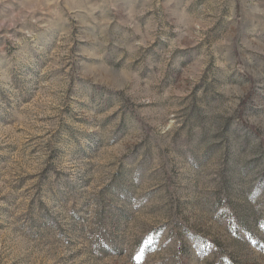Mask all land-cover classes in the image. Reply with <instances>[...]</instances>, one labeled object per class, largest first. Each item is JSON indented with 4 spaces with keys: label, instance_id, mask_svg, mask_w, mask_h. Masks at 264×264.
<instances>
[{
    "label": "rangeland",
    "instance_id": "1",
    "mask_svg": "<svg viewBox=\"0 0 264 264\" xmlns=\"http://www.w3.org/2000/svg\"><path fill=\"white\" fill-rule=\"evenodd\" d=\"M0 264H264V0H0Z\"/></svg>",
    "mask_w": 264,
    "mask_h": 264
}]
</instances>
